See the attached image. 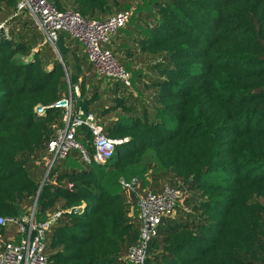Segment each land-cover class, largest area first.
Masks as SVG:
<instances>
[{
	"label": "trees",
	"instance_id": "obj_1",
	"mask_svg": "<svg viewBox=\"0 0 264 264\" xmlns=\"http://www.w3.org/2000/svg\"><path fill=\"white\" fill-rule=\"evenodd\" d=\"M16 1L0 0V215L59 213L45 264H133L137 196L164 185L183 197L143 264H264V0H47L85 20L130 12L105 46L130 74L127 92L65 31L57 55L32 18L9 19ZM70 91L74 110L121 141L103 163L71 150L43 181L63 116L51 105ZM75 139L91 157L86 125ZM135 178L133 190L122 184Z\"/></svg>",
	"mask_w": 264,
	"mask_h": 264
},
{
	"label": "built area",
	"instance_id": "obj_2",
	"mask_svg": "<svg viewBox=\"0 0 264 264\" xmlns=\"http://www.w3.org/2000/svg\"><path fill=\"white\" fill-rule=\"evenodd\" d=\"M22 14L32 18L42 33V43L49 44L58 53L56 42L59 33L65 31L77 39L83 46L88 61L92 64L98 76L119 80L124 86H131L129 72L119 63L110 49L105 46L110 43L116 32L128 21L130 12L122 11L106 19L85 20L71 9L58 10L47 0H17L9 19ZM9 26L7 20L0 21V35L7 36ZM76 97L79 96L78 86L73 88ZM72 91L68 96L54 103L53 107L63 109L62 124L55 126L52 138L47 145L46 160L48 175L58 158H64L71 150L77 149L82 158L97 163L109 160L114 147L121 140L112 139L103 132L102 125L91 113L82 109H73ZM47 107L37 105L34 111L40 115ZM86 125L91 133L93 153L90 157L87 149L75 139L77 127ZM138 179L122 184L133 190ZM183 192L174 186L164 185L162 190L154 193L146 190L137 196L136 209L139 219V233L136 242L131 244L125 254L126 259L133 264H143L148 243L155 233L156 226L162 217L173 216L176 206L180 204ZM34 209L30 214L20 212L16 217L0 215V225L15 227L16 234L0 238V264H45L44 253L45 233L50 224L59 215L51 217L35 216Z\"/></svg>",
	"mask_w": 264,
	"mask_h": 264
},
{
	"label": "rangeland",
	"instance_id": "obj_3",
	"mask_svg": "<svg viewBox=\"0 0 264 264\" xmlns=\"http://www.w3.org/2000/svg\"><path fill=\"white\" fill-rule=\"evenodd\" d=\"M26 14H22L21 16H25ZM28 16V15H27ZM29 17V16H28ZM18 19V18H17ZM32 21V23H33V25L34 26H36V23H35V21L33 20V19H31ZM34 30H36L37 32H38V34L41 36V38H40V40L39 41H41V39H42V33H41V31L37 28V27H34L33 28ZM130 88L129 87H125V88H122L121 90H122V92H127L128 90H129ZM11 229L9 230V232L7 233L8 235L6 236V237H10V236H13V235H15L16 234V229H15V227H10ZM47 232V231H46ZM47 243V240L46 241H44V243ZM46 245H48V243L46 244ZM47 250V248L45 247V251Z\"/></svg>",
	"mask_w": 264,
	"mask_h": 264
},
{
	"label": "water",
	"instance_id": "obj_4",
	"mask_svg": "<svg viewBox=\"0 0 264 264\" xmlns=\"http://www.w3.org/2000/svg\"><path fill=\"white\" fill-rule=\"evenodd\" d=\"M57 55H58V53H57ZM47 178H48V175L45 173V174H44V177H43V181H45ZM36 197H37V196H36Z\"/></svg>",
	"mask_w": 264,
	"mask_h": 264
}]
</instances>
